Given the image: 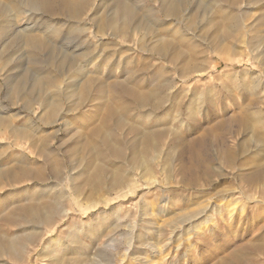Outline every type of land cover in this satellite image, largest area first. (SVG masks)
Masks as SVG:
<instances>
[{
  "label": "rangeland",
  "instance_id": "374dc122",
  "mask_svg": "<svg viewBox=\"0 0 264 264\" xmlns=\"http://www.w3.org/2000/svg\"><path fill=\"white\" fill-rule=\"evenodd\" d=\"M83 1L70 20L0 0V264H224L245 246L236 264H264V0H201L181 20L124 0L138 11L119 37L98 29L123 0ZM61 49L83 72L52 67ZM42 76L27 102L19 86ZM113 105L133 117L106 122Z\"/></svg>",
  "mask_w": 264,
  "mask_h": 264
},
{
  "label": "bare ground",
  "instance_id": "6f19581e",
  "mask_svg": "<svg viewBox=\"0 0 264 264\" xmlns=\"http://www.w3.org/2000/svg\"><path fill=\"white\" fill-rule=\"evenodd\" d=\"M25 5H27L28 7H30V8H32L33 9V11H38L39 12V14L40 15H49V16H61V17H65L66 19H70V20H72V19H75V18H79V15L81 14V12H82V9H83V0H79L78 2H72V1H70V0H21ZM107 0H104V2H106ZM117 0H115V2H116ZM204 1V0H203ZM203 1H201V0H165L164 1V3H163V6H162V9H163V13H164V15L167 17V18H177V19H183L184 18V13L185 12H187V10H188V7H190L191 5H193L196 9H201V11L202 12H200L199 14H200V16H205L206 15V13H207V11H208V5H203ZM221 1H224V2H221L223 5H225V4H227V5H230V4H232V6H236V4H237V1L236 0H221ZM261 1H263V0H261ZM118 2V1H117ZM205 2V1H204ZM212 2H213V0H212ZM21 3V2H20ZM88 3V2H87ZM114 3V2H113ZM206 3V2H205ZM22 4V3H21ZM116 4V3H115ZM89 5V4H88ZM230 7V6H229ZM193 10H194V8H193ZM237 10V9H236ZM1 11V10H0ZM137 11H138V9H137V7H135L133 4H129L128 2H126V1H120V3L118 4V5H115V6H113L111 3L110 4H108L107 2H106V6H105V11H104V16H103V19H102V26H100V28L98 29L99 30V32H100V34H102V35H112V36H116V37H119L120 36V34H123L124 32H125V30H127L128 29V26L131 24V22L132 21H134V19H135V17L137 16ZM2 12H4V11H2ZM233 13V12H232ZM4 14V13H3ZM31 14V13H30ZM33 14H35V13H33ZM37 14V13H36ZM202 14V15H201ZM151 15V11L150 12H148V13H145L144 15H143V18H141L142 19V22H143V24L147 27L148 25H147V22L148 21H150V19H149V16ZM188 15V14H187ZM230 15H231V13H230ZM232 15H234V14H232ZM32 16V15H31ZM38 16V15H37ZM196 16H197V14H196ZM195 16V17H196ZM224 16V15H223ZM226 16V15H225ZM33 17V16H32ZM42 17V16H41ZM40 17V18H41ZM195 17H193V18H195ZM199 17V16H198ZM228 17H230V16H228V14H227V19H228ZM197 18V17H196ZM235 18H237L236 16H235ZM226 19V18H225ZM231 19V18H230ZM187 20V19H186ZM190 20V19H189ZM229 20V19H228ZM232 20H234V18L232 19ZM231 20V21H232ZM236 20V19H235ZM98 21V20H97ZM96 21V22H97ZM188 21V20H187ZM136 22V21H135ZM193 22V21H192ZM11 23V22H10ZM79 23V22H78ZM139 23V22H138ZM149 23V22H148ZM196 23V22H195ZM3 24V23H2ZM49 24V23H48ZM76 24V23H75ZM81 24V23H80ZM97 24V23H96ZM52 25V24H51ZM136 25V24H135ZM53 26V25H52ZM55 26V25H54ZM97 26V25H96ZM151 26V25H150ZM8 27V26H7ZM7 27H6V29H7ZM49 27V26H48ZM59 27H61V26H59ZM66 27V26H65ZM131 27H132V25H131ZM31 28V27H30ZM53 28V27H52ZM147 28H149V26L147 27ZM146 28V29H147ZM3 29H5V27L3 26V28H2V31H3ZM54 29H56V27L54 28ZM61 29V28H60ZM86 29V28H85ZM150 29V28H149ZM61 30H63V29H61ZM60 30V31H61ZM31 31V30H30ZM33 31V30H32ZM50 31V30H49ZM47 29H46V31L45 32H49ZM52 31V30H51ZM54 31V30H53ZM52 31V32H53ZM72 30L71 29H69V34H70V32H71ZM133 31V30H132ZM28 32V31H27ZM57 29H56V33L55 34H57ZM78 32V31H77ZM80 32V31H79ZM78 32V33H79ZM97 32V31H96ZM127 32V31H126ZM6 33V32H5ZM21 33V32H20ZM50 33V32H49ZM49 33H48V36H49ZM72 33V32H71ZM26 34H28V33H26ZM42 34V33H41ZM81 34V33H80ZM23 35V34H22ZM52 35V34H51ZM60 35H62V34H60ZM35 36V35H34ZM47 36V37H48ZM56 36H59V35H56ZM67 36H69V35H67ZM14 37V36H13ZM61 37H63V36H61ZM125 37V36H124ZM15 38V41H19L20 40V37H19V35H17V36H15L14 37ZM13 38V39H14ZM26 38V37H25ZM65 38H67V37H65ZM64 38V39H65ZM82 38V37H81ZM68 39H69V37H68ZM68 39H65V40H68ZM119 39V38H118ZM45 40V39H44ZM47 40V39H46ZM50 40V39H49ZM28 41V40H27ZM42 41V40H41ZM40 41V42H41ZM48 41V40H47ZM53 42H55V40L53 41ZM144 42V41H143ZM165 42V41H164ZM18 43V42H17ZM43 43V42H42ZM30 44H31V48H32V50L34 51V53L35 52H38V51H40L41 50V45L39 44V43H37V41L34 39H32L31 40V42H30ZM45 44H46V41H45ZM52 44V43H51ZM50 44V45H51ZM59 44V43H58ZM144 44V43H143ZM145 44H147V43H145ZM164 44V43H163ZM166 44V43H165ZM170 44V43H169ZM168 44V45H169ZM49 45V46H50ZM67 45H69V44H67ZM52 46V45H51ZM143 46V45H142ZM172 46V45H171ZM29 47V46H28ZM53 47H54V45H53ZM64 47V46H63ZM67 47V46H66ZM82 47V46H81ZM165 47V46H164ZM62 48V47H61ZM169 48V47H168ZM173 48V47H172ZM172 48H169L170 49V51H171V49ZM175 48V47H174ZM55 49V48H54ZM57 49V48H56ZM96 49H97V47H96ZM152 49H154V48H152ZM166 49H167V46H166ZM43 50H44V48H43ZM49 50V49H48ZM52 50V49H51ZM61 50H63V49H61ZM74 50V49H73ZM142 50V49H141ZM156 50V49H155ZM158 51H157V54H158V52L159 53H163L164 52V50H163V48L162 47H159L158 49H157ZM47 51V50H46ZM45 51V52H46ZM75 51V50H74ZM74 51H71V50H69V49H66V50H63V51H59V57H57L56 59H55V61L53 62V66L52 67H54L55 69H57V70H59L61 73H64V72H68V71H70V70H72V69H78L77 71L80 73V72H83V70H84V67L82 66V65H80L78 62H79V57H81L83 54L82 53H80V54H76ZM91 51V50H90ZM96 51V50H95ZM144 51V50H143ZM167 51V50H166ZM170 51H168V52H170ZM49 52H51L50 50H49ZM48 52V53H49ZM58 53V52H57ZM56 53V54H57ZM95 53V52H94ZM36 54V53H35ZM92 54V53H91ZM97 54V53H96ZM164 54V53H163ZM162 54V55H163ZM41 55V54H40ZM55 55V54H54ZM58 55V54H57ZM56 55V56H57ZM49 56V55H48ZM85 56V55H84ZM88 56H90V55H88ZM87 56V57H88ZM91 56H95L94 54L93 55H91ZM165 56H166V54H165ZM86 57V56H85ZM89 58H92V57H89ZM89 58H88V60H89ZM98 58V57H97ZM81 60V59H80ZM51 61V60H50ZM83 61V60H82ZM45 62V61H44ZM52 62V61H51ZM83 62H86V58H85V61H83ZM172 62H173V60H172ZM39 64V63H38ZM42 64V63H41ZM84 64V63H83ZM46 65V64H45ZM41 66V65H40ZM91 66V65H90ZM93 66V65H92ZM90 68V67H89ZM55 69H54V71H55ZM87 69V68H86ZM85 72V71H84ZM70 73V72H69ZM76 73V72H75ZM66 75H67V73H65ZM72 74V73H71ZM85 74V73H84ZM83 74V75H84ZM87 74V73H86ZM88 74H89V72H88ZM96 74H97V72H96ZM65 75V76H66ZM78 75V74H77ZM91 75V74H90ZM72 76V75H71ZM82 76V75H81ZM86 76V75H85ZM96 76H98V75H96ZM46 77V76H45ZM49 77H51V76H49ZM54 77V76H53ZM69 77V76H68ZM88 77V76H87ZM86 77V78H87ZM91 77V76H90ZM57 78V77H56ZM61 78V77H60ZM83 78V77H82ZM92 78V77H91ZM47 79V78H46ZM51 79V78H50ZM58 79V78H57ZM68 79V78H67ZM71 79V78H70ZM76 79H77V76H76ZM76 79H74L73 78V85L76 83L75 81H76ZM44 80V76H42L41 78H39V77H35L34 79H32L31 80V85H30V87L28 88V90L26 91V93L24 94V92H25V88H24V86H19V88H18V92H19V94L23 97V98H26L25 100H27V102H29V100L30 99H32V100H37L38 102H39V100L41 99L40 98V95L42 94V93H40L43 89H44V86H46L47 85V83L45 82V81H43ZM75 80V81H74ZM79 80H81L80 78H79ZM84 80V79H83ZM87 81L89 80V79H86ZM100 80V79H99ZM51 81V80H50ZM71 81V80H70ZM69 81V82H70ZM52 82V81H51ZM80 82V81H79ZM84 82V81H83ZM117 82V81H116ZM67 84H68V82H66ZM81 83V82H80ZM104 83V82H103ZM70 84V83H69ZM68 84V85H69ZM114 84V83H113ZM73 85H69V87L68 88H73ZM82 85V84H81ZM94 85V84H93ZM92 85V86H93ZM126 85V84H125ZM78 86H80V85H78ZM95 86H96V84H95ZM112 86V85H111ZM110 86V87H111ZM77 87V86H76ZM116 87V86H115ZM119 87V86H118ZM114 88V87H113ZM123 88V87H122ZM82 89V88H81ZM80 89V90H81ZM105 89V88H104ZM115 89V88H114ZM121 89V88H120ZM49 90H51L50 88H49ZM48 90V91H49ZM75 90V89H74ZM82 90H84V88L82 89ZM81 90V91H82ZM93 90V89H92ZM100 91V90H99ZM82 92H87L86 90H84V91H82ZM104 92V91H103ZM43 93H44V91H43ZM130 93V92H129ZM61 94V93H60ZM87 94V93H86ZM100 94H102V93H100ZM105 94V93H104ZM104 94H102V96L104 95ZM133 94V93H132ZM58 95V94H57ZM98 95V94H97ZM135 96H136V93L134 94ZM150 95V94H149ZM76 96V94H73V93H71V94H69V93H67L66 92V94H63L62 93V96L61 97H63V98H65L66 100H68L69 102H70V100L71 99H73L74 97ZM90 96V95H89ZM100 96V95H99ZM98 96V97H99ZM101 96V97H102ZM131 96V95H130ZM146 97H147V95H146ZM46 97H44V99H45ZM136 98V97H135ZM134 98V99H135ZM145 98V97H144ZM43 99V98H42ZM43 99V100H44ZM54 99V98H53ZM138 98H136L135 100V104H137V106H135V109L137 108V109H139V111H142L143 112V110H145V109H147V108H151V107H149L150 105H148L147 103H145L144 101H140L139 99L137 100ZM21 101V100H20ZM45 101V100H44ZM75 101V100H74ZM85 101V100H84ZM134 101V100H133ZM138 101V102H137ZM26 102V104L28 105V103ZM35 102V101H34ZM79 102V101H78ZM128 102V101H127ZM131 102V101H130ZM45 103H46V108H48L49 109V111H51V112H55L56 111V109H57V105L54 103V102H51V101H49V100H47V101H45ZM133 103V102H132ZM158 103V102H157ZM38 104V103H37ZM40 104V103H39ZM134 104V105H135ZM159 104H161V103H159ZM110 105H112V104H110ZM131 105V104H130ZM32 106V105H31ZM35 106V105H34ZM41 106H42V104H41ZM45 106V105H44ZM114 106V105H113ZM121 106V105H120ZM109 107V106H108ZM110 108V107H109ZM116 107L114 106L113 108H110L109 110H107V117H106V122H109L110 120H114V119H116L117 120V122H116V125L118 126V125H120L121 123H123V117L125 116L126 117V115H128L129 114V112H130V108H129V106H126L125 105V107H119L118 109H115ZM163 108V107H162ZM131 109H134V108H132L131 107ZM136 109V110H137ZM149 109H147V110H149ZM153 109H154V111H152V112H155V113H157V111H159L160 110V107L158 106H153ZM47 111V110H46ZM135 110H133V112H134ZM151 111V110H150ZM138 112V111H137ZM141 112V113H142ZM145 112H146V110H145ZM99 113H101V112H99ZM136 113V112H135ZM131 114H133V113H131L130 112V114L129 115H131ZM154 114V113H153ZM139 115H141L140 113H139ZM132 117H133V115H131ZM105 117V116H104ZM124 117V118H125ZM125 121V120H124ZM115 122V121H114ZM128 122V121H127ZM105 123V122H104ZM129 123V122H128ZM106 125H107V123H106ZM126 125V124H125ZM129 126H131V125H129ZM102 127V126H101ZM101 127L99 128V129H97V131L96 132H98V131H100L101 130ZM111 127V126H110ZM112 127H113V125H112ZM133 128V127H132ZM135 128V127H134ZM137 128V127H136ZM111 129H114V128H111ZM120 129V128H119ZM142 129V128H141ZM2 130V129H1ZM131 129H129V131H130ZM148 130V129H147ZM105 131V130H104ZM112 131V130H111ZM136 131H138V130H136ZM143 131V130H142ZM158 131V130H157ZM128 132V131H127ZM132 132V131H131ZM105 133V132H104ZM120 133V132H119ZM139 133V132H138ZM142 132H140V134H141ZM99 134V133H98ZM102 133H100L99 135H101ZM110 134H112V133H110ZM139 134V135H140ZM150 134V133H149ZM98 135V136H99ZM154 135V134H153ZM109 136V135H108ZM112 136H113V134H112ZM133 136H134V134H133ZM141 136V135H140ZM104 137V136H103ZM115 137H117V136H115ZM137 137V136H136ZM96 138V137H95ZM105 138V137H104ZM114 138V137H113ZM146 138H148L147 136H146ZM115 139V138H114ZM149 140V139H148ZM99 141V140H98ZM112 141H113V139H112ZM118 141V140H117ZM116 141V142H117ZM105 142V141H104ZM114 142V141H113ZM140 142V141H139ZM158 143V142H157ZM116 144V143H115ZM118 144V143H117ZM113 145V144H112ZM151 145V144H150ZM102 146H103V143H102ZM160 148V147H159ZM140 150V149H139ZM123 152V151H122ZM143 153V152H142ZM139 154V153H138ZM133 156V155H132ZM147 159V158H146ZM141 162V161H140ZM146 162V161H145ZM146 163H148V162H146ZM151 163V162H150ZM138 165V164H137ZM144 167V166H143ZM147 167V166H146ZM138 168H140V167H138ZM262 168L263 167H259L258 168V170L256 171V174H261L262 173ZM26 170V169H25ZM28 172V171H27ZM1 173V172H0ZM16 174V173H15ZM30 174V173H29ZM18 177V176H17ZM9 181V180H8ZM93 181V180H92ZM56 208V207H55ZM204 211H202L201 213H200V215H203V213L204 214H206V212H207V210H206V208L205 209H203ZM206 210V211H205ZM20 211L22 212V213H25L31 220H36V219H38V217L36 216V214H34L29 208H21L20 209ZM218 211V210H217ZM226 212H228V210L226 211ZM220 214L222 213V212H219ZM229 213V212H228ZM219 214V215H220ZM222 215V214H221ZM44 218H45V220H48L49 218H50V215L49 214H47V215H45L44 216ZM191 222L192 221H189V224H190V226L191 225H194V223H192L191 224ZM194 229V228H193ZM1 236H3L2 234H1ZM7 236V235H6ZM16 240V239H15ZM10 241V240H9ZM11 241H13V240H11ZM2 242V241H1ZM13 243V242H12ZM3 245V244H2ZM240 247H242V246H240ZM248 248V249H247ZM4 249V248H3ZM250 249H251V247H248V246H245V247H242V249L240 250L239 249V254L237 253V252H235V253H232V254H230L231 256L229 257V258H227V261H225V263L224 264H236V263H240V262H242V256H245V254H249V251H250ZM255 249V248H254Z\"/></svg>",
  "mask_w": 264,
  "mask_h": 264
}]
</instances>
